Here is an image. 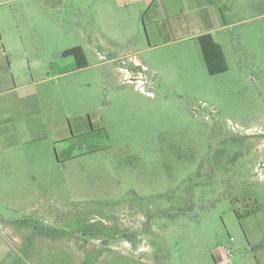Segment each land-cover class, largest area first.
I'll list each match as a JSON object with an SVG mask.
<instances>
[{
	"label": "rangeland",
	"instance_id": "374dc122",
	"mask_svg": "<svg viewBox=\"0 0 264 264\" xmlns=\"http://www.w3.org/2000/svg\"><path fill=\"white\" fill-rule=\"evenodd\" d=\"M6 1L4 50L40 70L0 94V264H264V0H207L216 76L140 15Z\"/></svg>",
	"mask_w": 264,
	"mask_h": 264
},
{
	"label": "crops",
	"instance_id": "0c3cea01",
	"mask_svg": "<svg viewBox=\"0 0 264 264\" xmlns=\"http://www.w3.org/2000/svg\"><path fill=\"white\" fill-rule=\"evenodd\" d=\"M13 0H8L2 3V6L8 5ZM19 1V0H18ZM69 4L78 5L79 3L84 8H90L91 10H97L98 12H111L116 14H134L135 21L128 24L129 27H134L136 24V17L140 15L141 24L144 30L147 28L146 18L149 24L155 27L157 34L161 40L162 45H168L177 43L189 39H195L200 45L198 38L204 36H210L211 40L216 43L223 54L224 61L228 71V65L226 58L222 50L221 45L215 41L213 31H219L227 29L228 25L222 19L220 10L215 5H212V14L208 12L207 0H66ZM184 3H183V2ZM182 5V9L178 10V3ZM175 7H177L175 11ZM189 12L192 14L198 12V15L194 16L193 20L186 21L179 18L178 15ZM187 16V14H185ZM188 19V16H187ZM184 20V21H183ZM96 22L95 19H93ZM140 23V22H139ZM197 25V32H191L185 30L184 26ZM211 48L210 45H207ZM69 50V49H67ZM83 50V49H82ZM66 51V50H65ZM64 52V51H63ZM201 52V49H200ZM84 53V51H83ZM63 55V53H62ZM85 60L86 55L84 53ZM65 61L69 64L72 70L83 69L79 68L76 60L72 56H63ZM26 59V60H25ZM24 60L18 59L17 65H13V60L6 54L2 42L0 41V94L8 91L20 90L23 87L30 85L27 82L25 73H34L36 70H40L39 62H32L28 58ZM38 61V60H37ZM204 62V61H203ZM35 63V64H34ZM62 64V62H61ZM63 65V64H62ZM85 68V67H84ZM224 72V73H225ZM223 74V73H221ZM219 75V74H218ZM216 76V75H215ZM250 212L247 211L246 214ZM218 263L223 264L226 257L217 255Z\"/></svg>",
	"mask_w": 264,
	"mask_h": 264
},
{
	"label": "trees",
	"instance_id": "16d2710c",
	"mask_svg": "<svg viewBox=\"0 0 264 264\" xmlns=\"http://www.w3.org/2000/svg\"><path fill=\"white\" fill-rule=\"evenodd\" d=\"M198 42L208 75L215 76L224 73L227 67L220 47L211 40L210 36L200 37ZM207 45H210L211 48H208ZM63 56L74 57L79 68L86 67V60L81 47L66 50L63 52Z\"/></svg>",
	"mask_w": 264,
	"mask_h": 264
},
{
	"label": "built area",
	"instance_id": "2783aa9c",
	"mask_svg": "<svg viewBox=\"0 0 264 264\" xmlns=\"http://www.w3.org/2000/svg\"><path fill=\"white\" fill-rule=\"evenodd\" d=\"M227 253H228V254H230V252H229V251H227Z\"/></svg>",
	"mask_w": 264,
	"mask_h": 264
}]
</instances>
